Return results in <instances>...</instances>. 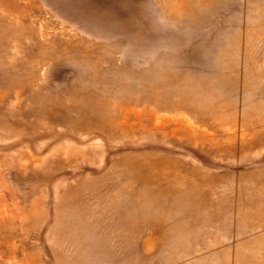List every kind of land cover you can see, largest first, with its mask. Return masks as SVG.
<instances>
[{"label":"rangeland","instance_id":"obj_1","mask_svg":"<svg viewBox=\"0 0 264 264\" xmlns=\"http://www.w3.org/2000/svg\"><path fill=\"white\" fill-rule=\"evenodd\" d=\"M0 264H264V0H0Z\"/></svg>","mask_w":264,"mask_h":264}]
</instances>
